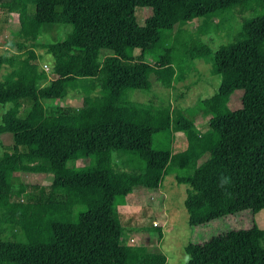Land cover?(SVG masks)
Here are the masks:
<instances>
[{
	"label": "trees",
	"instance_id": "trees-1",
	"mask_svg": "<svg viewBox=\"0 0 264 264\" xmlns=\"http://www.w3.org/2000/svg\"><path fill=\"white\" fill-rule=\"evenodd\" d=\"M245 1L0 0V7L17 15L22 41H34L44 24L69 27L44 47L52 61L50 77L28 63L29 51L16 66L9 63L11 70L0 79V104L9 106L0 119L6 142L0 193H8L15 173L44 168L51 176L46 191L35 185L0 203V225L20 229L19 239H0V264H163L156 252L129 255L120 242L116 208L132 191L156 189L166 175L188 188L182 205L190 227L264 210V15L248 13L237 39L215 50L197 37L183 56L171 40L178 26L207 21ZM136 8L151 11L143 24L136 21ZM102 51L109 54L102 63L101 108L41 126L42 102L59 99L76 80L94 76ZM150 53L158 56L153 64L147 62ZM196 59L219 78L217 90L196 105L210 115L205 133L195 129L189 112L172 119L169 105L129 100L153 82L173 88ZM218 106L223 113L216 112ZM175 132L185 142L177 152L171 148ZM61 135L69 140L63 149L44 150ZM78 152L88 154L95 168L66 172ZM122 155L137 171L120 167L114 157ZM57 204L71 208L69 225L51 220ZM155 231L159 237L160 229ZM183 249L186 264H264V229H231Z\"/></svg>",
	"mask_w": 264,
	"mask_h": 264
},
{
	"label": "rangeland",
	"instance_id": "rangeland-1",
	"mask_svg": "<svg viewBox=\"0 0 264 264\" xmlns=\"http://www.w3.org/2000/svg\"><path fill=\"white\" fill-rule=\"evenodd\" d=\"M26 8L28 11H32L31 5ZM255 10L264 15V0H247L242 5L207 21L187 22L172 32V43L178 54L183 56H187L188 48L193 45L197 37L208 41L210 47L215 50L220 43L235 41L240 31L241 22L248 13ZM150 14L151 11L148 8L135 9L136 21L139 24H143ZM18 29L17 15L0 7V79L11 70L9 63L16 66L18 60L27 58L29 51L33 54V58L28 63L34 64L39 73L50 77L52 61L45 54L44 47L66 34L69 27L44 24L41 27L40 35L34 41H22L17 36ZM108 54L109 52H100L98 71L94 76L76 80L71 86L65 88L59 99L42 102L41 126L48 127L59 119L75 117L80 113L101 108L104 96L101 89L102 63ZM134 55H138V53H134ZM156 61H158L157 54L147 55L148 63L153 64ZM191 65L192 69L183 73L182 77L173 84V88H165L153 82L150 90L135 91L128 97L129 100L136 103L153 101L158 106L169 105L173 111L172 119L182 113L189 112L193 116L195 129L200 134L205 133L210 115L207 111H201L196 105L208 99L217 90L219 78L210 72L208 63L201 59L191 61ZM26 106L27 103L22 104V107ZM217 108H215L217 113H223L221 107ZM7 109H9L8 105L0 104V119ZM68 142V138L61 135L54 143L45 144L43 148L45 151L57 152L63 149ZM184 144V137L181 133L172 134L171 148L173 152L183 149ZM3 145H6V142L0 138V156L3 153ZM114 160L126 171H137L131 162V167H129L126 156H116ZM42 166L45 167L46 164L43 162ZM94 168L92 158L84 152H78L67 163L65 169L68 173L79 174ZM43 170L44 168L38 169L35 174H13L9 181L8 193H0V203L15 200L18 191L29 193L30 188L35 185L46 191L51 176L48 172L44 173ZM187 190V187L177 185L172 175H166L156 189L135 190L119 200L116 212L122 225L120 242L128 248L129 255L156 252L164 257L163 264H186L187 257L183 248L189 243H203L218 233L231 229H247L252 225L264 229V210L256 214L242 211L213 220L199 228L190 227L187 224V216L182 205ZM22 200L23 198L20 201ZM51 213L53 222L64 226L71 223L72 211L69 206L53 205ZM156 228L160 229L159 237L155 231ZM19 238L20 229L16 224L0 225L1 240H17Z\"/></svg>",
	"mask_w": 264,
	"mask_h": 264
}]
</instances>
